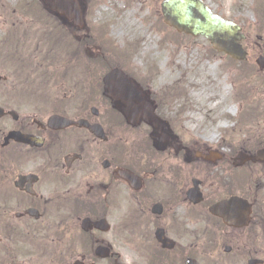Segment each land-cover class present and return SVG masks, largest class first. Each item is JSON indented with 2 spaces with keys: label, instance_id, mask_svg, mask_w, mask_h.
Masks as SVG:
<instances>
[{
  "label": "flooded vegetation",
  "instance_id": "obj_1",
  "mask_svg": "<svg viewBox=\"0 0 264 264\" xmlns=\"http://www.w3.org/2000/svg\"><path fill=\"white\" fill-rule=\"evenodd\" d=\"M38 4L0 5V264H264V139L256 152L193 151L148 80L129 76L144 97L129 118L94 69L83 102L38 97ZM48 12L70 33V58L92 68L88 30ZM244 42L259 91L264 35L252 28ZM236 197L249 210L226 203Z\"/></svg>",
  "mask_w": 264,
  "mask_h": 264
},
{
  "label": "rangeland",
  "instance_id": "obj_2",
  "mask_svg": "<svg viewBox=\"0 0 264 264\" xmlns=\"http://www.w3.org/2000/svg\"><path fill=\"white\" fill-rule=\"evenodd\" d=\"M23 1L0 0V5L14 7ZM162 1L79 0L93 52L112 51L123 57L122 65L131 76L150 80L152 94L164 98L168 117L178 120L175 133L193 151L256 152L257 140L264 139V89L253 92L251 60L241 66V72L239 64L215 51L209 40L174 31L163 21ZM203 1L215 14L240 24L246 35L252 28L264 35V0ZM43 27L45 32L39 34L29 31L34 91L42 98L66 94L75 98L74 103L83 102L90 90L88 68L83 63L73 65L64 77L60 57L68 52V45L64 40L56 43ZM105 68L96 65L91 69L103 75ZM232 107L234 112H228ZM259 178L263 185L264 174ZM258 241L264 248L262 235Z\"/></svg>",
  "mask_w": 264,
  "mask_h": 264
},
{
  "label": "water",
  "instance_id": "obj_3",
  "mask_svg": "<svg viewBox=\"0 0 264 264\" xmlns=\"http://www.w3.org/2000/svg\"><path fill=\"white\" fill-rule=\"evenodd\" d=\"M45 2V0H43ZM50 9L57 11L59 15L74 20L75 25L84 27L83 16L78 0H54L48 2ZM164 21L171 28L180 33L193 37L204 36L211 41L213 48L224 52L233 59L241 61L247 57V52L241 45L244 38L242 28L230 20H226L212 12L205 6L202 0H164L161 4ZM261 69H264V57L259 59ZM105 88L108 95L115 100L125 102L128 105L126 115L130 118L131 101L137 99L143 101V94L128 76L119 69H113L105 76ZM133 109V108H132ZM242 161L253 157L240 155ZM234 211H244L249 208L248 201L241 198H233L229 202Z\"/></svg>",
  "mask_w": 264,
  "mask_h": 264
},
{
  "label": "trees",
  "instance_id": "obj_4",
  "mask_svg": "<svg viewBox=\"0 0 264 264\" xmlns=\"http://www.w3.org/2000/svg\"><path fill=\"white\" fill-rule=\"evenodd\" d=\"M96 63L99 66L102 65L106 67L105 69H107V71L111 70L113 67H119V59L117 57L113 56L112 54L107 57L103 52L97 54Z\"/></svg>",
  "mask_w": 264,
  "mask_h": 264
},
{
  "label": "bare ground",
  "instance_id": "obj_5",
  "mask_svg": "<svg viewBox=\"0 0 264 264\" xmlns=\"http://www.w3.org/2000/svg\"><path fill=\"white\" fill-rule=\"evenodd\" d=\"M53 1H54V0H52L50 3H53ZM225 88H227V87L225 86ZM200 94H201V93L199 92V93H197L196 95L199 96ZM228 112H231V113L234 112V107H232ZM213 136H215V134H214Z\"/></svg>",
  "mask_w": 264,
  "mask_h": 264
}]
</instances>
